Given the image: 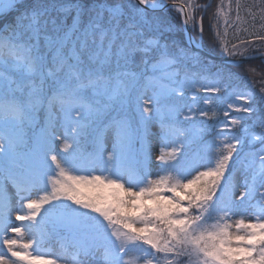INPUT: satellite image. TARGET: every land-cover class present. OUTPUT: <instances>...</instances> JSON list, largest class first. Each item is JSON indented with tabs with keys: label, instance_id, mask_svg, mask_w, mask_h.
Here are the masks:
<instances>
[{
	"label": "snow or ice",
	"instance_id": "snow-or-ice-1",
	"mask_svg": "<svg viewBox=\"0 0 264 264\" xmlns=\"http://www.w3.org/2000/svg\"><path fill=\"white\" fill-rule=\"evenodd\" d=\"M215 7L0 0V264H264V0Z\"/></svg>",
	"mask_w": 264,
	"mask_h": 264
},
{
	"label": "rangeland",
	"instance_id": "rangeland-1",
	"mask_svg": "<svg viewBox=\"0 0 264 264\" xmlns=\"http://www.w3.org/2000/svg\"><path fill=\"white\" fill-rule=\"evenodd\" d=\"M225 1H227L226 3H227V6H229V4H230V0H225ZM239 4L241 5V6H243V5H250L249 3H248V0H240V2H239ZM221 11V17H222V22L223 23H226L227 25H228V27H227V34H228V28H229V34H228V36L230 35V36H235V35H241V36H245L244 34H242V32H241V30L242 29H245V28H247L249 31H258V30H260V28L262 27V25H260V24H256L255 25V27L253 28V27H251L250 25H249V22H248V18L247 17H245L244 16V8L243 7H241V12H240V15H241V23H240V25H239V28L237 29V32L236 33H233L232 32V30H231V22L234 20V14H232L233 12H231V16L229 15V13H230V10L229 9H225V10H220ZM230 31H231V34H230ZM50 250L51 251H53L54 253H56V254H63V251L62 250H60L58 247H51L50 248ZM51 258H54V257H51Z\"/></svg>",
	"mask_w": 264,
	"mask_h": 264
},
{
	"label": "trees",
	"instance_id": "trees-1",
	"mask_svg": "<svg viewBox=\"0 0 264 264\" xmlns=\"http://www.w3.org/2000/svg\"><path fill=\"white\" fill-rule=\"evenodd\" d=\"M181 2H183V0H181ZM197 2H204V0H197ZM221 2H223V7L221 8V7H219L220 5H221ZM227 1H225V0H214V3H215V5L217 6V7H215L214 9H213V12H217V13H219V16H218V19H219V21H220V25H221V28H225V26H227L228 27V25L226 24V23H223L222 22V15H221V11L220 10H225V9H229L230 10V13H229V15L231 16V12H232V10L229 8V6H227V3H226ZM240 2V0H230V3H232L233 4V6L236 4V3H239ZM255 2H259V0H255ZM248 3L249 4H251V3H253V0H248ZM232 14H234V13H232ZM214 23H215V21H214ZM226 31H227V28H226ZM228 34H229V28H228ZM228 34H227V32H226V36L228 37V39H231L233 42H235V39H234V36H228ZM230 34H231V31H230ZM241 39H250V37H245V38H242L241 37ZM257 46H259V45H257ZM253 64H258V63H260L259 61H253L252 62ZM51 247H58L60 250H62L63 251V249H62V247H61V243L59 242V241H53V243H52V245H51Z\"/></svg>",
	"mask_w": 264,
	"mask_h": 264
},
{
	"label": "water",
	"instance_id": "water-1",
	"mask_svg": "<svg viewBox=\"0 0 264 264\" xmlns=\"http://www.w3.org/2000/svg\"><path fill=\"white\" fill-rule=\"evenodd\" d=\"M210 55H211V53H210Z\"/></svg>",
	"mask_w": 264,
	"mask_h": 264
}]
</instances>
